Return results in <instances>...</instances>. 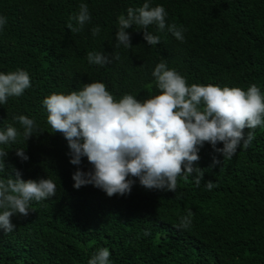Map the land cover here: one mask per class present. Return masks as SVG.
<instances>
[{"label":"trees","instance_id":"1","mask_svg":"<svg viewBox=\"0 0 264 264\" xmlns=\"http://www.w3.org/2000/svg\"><path fill=\"white\" fill-rule=\"evenodd\" d=\"M145 2L0 0V16L7 18L0 30V73L25 70L32 84L0 105V130L11 125L19 133L15 142L0 145L8 152L0 178H14L17 169L24 180L49 178L56 184L55 197L32 201L28 216L11 218L14 231L0 229V264H88L100 248L109 249L110 264H264V127L231 159L205 143L197 164L205 169L199 186L189 176L178 180L176 192L148 190L137 179L130 194L111 198L92 185L73 187L77 166L70 163L67 140L47 123L42 103L53 93L67 95L101 82L117 100L124 94L144 100L160 94L152 73L165 60L188 86L247 91L255 84L264 94V0H148L165 8L167 25L185 30L184 41L167 27L161 32L150 25L147 31L161 41L150 46L145 29L134 25L127 30L133 47L116 48L118 17ZM82 3L91 21L74 33L67 25L78 27L70 18ZM97 26L101 31L93 36ZM88 52L118 53L120 59L101 67L88 62ZM20 115L36 123L28 141L14 119ZM18 149L28 161H21ZM213 157L221 161L215 167ZM79 167L92 168L86 157ZM208 180L215 185L211 190ZM189 211L190 228L179 229Z\"/></svg>","mask_w":264,"mask_h":264},{"label":"clouds","instance_id":"2","mask_svg":"<svg viewBox=\"0 0 264 264\" xmlns=\"http://www.w3.org/2000/svg\"><path fill=\"white\" fill-rule=\"evenodd\" d=\"M166 17L162 5L152 7L148 0L142 7H129L127 16L118 17L115 47H133L127 30L134 25L145 29L143 38L150 46L161 42L159 36L147 31L150 25H156L161 32L167 27L183 42L185 30L175 24L167 25ZM70 20H75L78 27L69 22L68 29L74 33L81 31L91 21L88 5L80 4L78 15ZM6 23L7 18L0 16V30ZM100 31L98 26L94 27L93 36ZM113 59L119 60V54L87 53L88 62L101 67L111 64ZM152 75L160 94L144 100L131 94L117 100L101 82L84 84L81 90L67 95L53 93L43 100L47 123L53 132L67 140L70 163L77 166L72 176L75 189L92 185L110 198L125 196L131 193L138 179L145 189L176 192L178 180L189 176H195L199 186L205 169L197 164L205 143L224 159H231L241 145L244 149L249 147L257 127H264V94L255 84L247 91L212 84L188 86L186 78L175 69H168L165 60L156 65ZM31 86L30 75L25 70L0 73V105L6 104L9 97L22 96ZM14 119L23 127V137L28 141L36 129L34 119L25 115ZM18 135L17 129L8 125L6 130H0V145L15 142ZM220 143L222 148L217 147ZM16 155L22 162L29 160L24 149L16 150ZM7 156L8 152L0 149V172L6 167ZM84 157L92 166L87 172L79 167ZM220 163L213 157V167ZM13 171L14 178L11 175L0 178V229L7 234L15 230L11 220L14 215L26 217L32 201L40 202L56 195L53 180H24L19 170ZM214 186L211 180L205 185L208 190ZM191 217L189 211L180 218L177 227L190 228ZM110 255L108 248H100L88 264H110Z\"/></svg>","mask_w":264,"mask_h":264}]
</instances>
